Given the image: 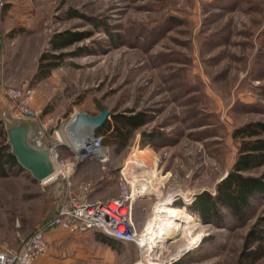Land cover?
I'll list each match as a JSON object with an SVG mask.
<instances>
[{
	"label": "rangeland",
	"instance_id": "rangeland-1",
	"mask_svg": "<svg viewBox=\"0 0 264 264\" xmlns=\"http://www.w3.org/2000/svg\"><path fill=\"white\" fill-rule=\"evenodd\" d=\"M0 11V146L8 144L7 113L21 116L6 94L10 87L32 88L43 142L71 143L68 126L79 111L95 117L106 107L109 119L142 113L145 123L123 148L96 128L104 151L76 162L71 176L94 182L92 196L102 198L116 197L121 181L143 178L146 186L133 203L142 238L162 200L190 207L202 192L214 194L242 141L255 139L235 137V129L264 124V0H7ZM60 32L85 37L53 50L51 39ZM44 53L64 55L53 58L58 66L42 77ZM89 133L82 128L78 137ZM138 148L146 150L139 153L146 162L134 157ZM60 153L74 160L66 145ZM246 174L264 177V164ZM55 205L53 183L41 184L20 164H7L0 174V243L17 245ZM219 210L222 217L210 219L186 210L152 254L143 239L120 242L112 264H173L182 255L186 264H236L254 228L262 229L264 246V193L252 199L244 218L225 206ZM184 222L191 231H183ZM90 240L85 251L78 248L80 255L74 251L76 264H84L89 251L102 260L110 249ZM252 264H264V254Z\"/></svg>",
	"mask_w": 264,
	"mask_h": 264
},
{
	"label": "built area",
	"instance_id": "built-area-1",
	"mask_svg": "<svg viewBox=\"0 0 264 264\" xmlns=\"http://www.w3.org/2000/svg\"><path fill=\"white\" fill-rule=\"evenodd\" d=\"M7 0H0V8ZM6 94L13 101L16 110L23 117L33 119L38 126L39 110L32 105L33 92L28 84L19 88L10 87ZM96 147L104 151V136L93 134ZM49 144L50 158L54 173L40 181L41 184L53 183L56 191V205L53 214L37 224L35 229L21 239L18 246L0 243V264H35L36 259L48 253L51 242L47 233L52 229H62L69 233H88L100 230L106 235L122 240L139 243L142 235L133 220V203L142 193L141 185L131 181H121L120 192L116 197H93L95 184L92 181H71L76 162L82 161L79 153L70 142L57 143L56 139L44 142ZM66 145L74 153L70 161L61 156L60 147ZM88 156V155H86Z\"/></svg>",
	"mask_w": 264,
	"mask_h": 264
},
{
	"label": "trees",
	"instance_id": "trees-1",
	"mask_svg": "<svg viewBox=\"0 0 264 264\" xmlns=\"http://www.w3.org/2000/svg\"><path fill=\"white\" fill-rule=\"evenodd\" d=\"M84 37L85 35L81 33H57L51 39V48L61 50ZM63 55L64 53H44L41 56L40 75L42 77L48 75L51 69L59 64V61L57 62L53 58H60ZM0 123H2L1 120ZM144 123L145 119L142 113L130 115L116 113L110 119H106L98 127L97 132L109 134L112 140L116 141L120 148H123L134 131L142 127ZM235 130L233 133L235 137L255 139L242 141L240 153L232 169L217 183L214 194L209 191L202 192L190 207L183 204L176 205L185 207L192 217L197 213L201 215L202 219H210L213 216L222 217L219 208L225 206L231 210L233 216L244 218L252 205V199L264 193V177L246 174L254 167L264 164V138L258 137L264 130V124L250 122ZM7 164L11 167L19 165L16 156L10 150L9 143L0 146V174L5 172ZM262 241V229H251L245 238L243 250L236 264H252L260 258L264 254ZM186 262V258L182 255L173 264H186Z\"/></svg>",
	"mask_w": 264,
	"mask_h": 264
},
{
	"label": "water",
	"instance_id": "water-1",
	"mask_svg": "<svg viewBox=\"0 0 264 264\" xmlns=\"http://www.w3.org/2000/svg\"><path fill=\"white\" fill-rule=\"evenodd\" d=\"M110 113L106 107H103L102 112L95 117L79 111L78 127L94 131L106 121ZM5 127L11 152L16 156L19 164L30 171L39 182L51 176L54 168L50 158L49 144L37 141V123L28 117L12 115L5 120Z\"/></svg>",
	"mask_w": 264,
	"mask_h": 264
},
{
	"label": "bare ground",
	"instance_id": "bare-ground-1",
	"mask_svg": "<svg viewBox=\"0 0 264 264\" xmlns=\"http://www.w3.org/2000/svg\"><path fill=\"white\" fill-rule=\"evenodd\" d=\"M71 123L72 124H69L68 126L69 127L68 132L72 139L71 143L73 145V148L79 153L80 159L82 160L83 156H85L84 159L88 157L96 156L98 152L100 151V147H96L97 144L94 143L95 139L92 133L93 131L91 129H88L90 130V133L85 135L82 138H79L78 135L82 128L80 126L78 127L77 120H72ZM74 125H77V128L79 130H76L73 127ZM36 139L39 143H44L42 139L40 138L38 127H37V138ZM56 142L60 143L58 141ZM139 153H146V150L142 148H138L135 151V155H134L137 161L138 160L144 161L143 158L139 157L140 156ZM150 167L151 166L149 165L147 166V168H144V169L140 168L141 169L140 173L150 171ZM144 174H147V173H144ZM138 184L141 186H146V181H144L143 178H140ZM149 188H150V191L154 192V188H155L154 185H151V187ZM157 209H158L159 214L156 215L154 218L152 217V219L149 220L148 228H147L148 229L147 236L142 238L143 243H141L142 244L141 246H143L145 250L148 251V254H152V252L156 249V247L161 244L160 235L168 232L169 230H171L172 226H174L175 222L173 221V219H178V220L183 219L186 213L185 207H179V206L172 204L170 199L162 200L159 203ZM184 223L185 225L183 227V231H191L192 230L191 224L188 222H184Z\"/></svg>",
	"mask_w": 264,
	"mask_h": 264
},
{
	"label": "crops",
	"instance_id": "crops-1",
	"mask_svg": "<svg viewBox=\"0 0 264 264\" xmlns=\"http://www.w3.org/2000/svg\"><path fill=\"white\" fill-rule=\"evenodd\" d=\"M0 22H1V19H0ZM2 35H3V32L0 29V46L3 41ZM1 78L2 77L0 76V80ZM2 98H5V96H4L3 88L0 83V101H2ZM8 115L7 117H9ZM16 166L18 165H15L13 167H16ZM47 237L49 238L51 242L50 250L48 251L47 254L38 257L36 259L35 264H76L77 262L74 258L75 257L74 251H76V253L80 255L81 252H80V249L78 248H82V250L85 251V246L88 243V241H91L90 240L91 238H94L95 242L105 243L106 245L110 247V249L104 250L103 254L105 256L102 260L93 259L94 256L89 251L88 255H86V260L82 262L84 264H112L111 257L113 256L115 249L120 248L119 247L120 242H123L122 240L106 235L100 230H93L88 233H69L66 230L57 228V229H52L51 231H49L47 233ZM21 239L18 242V244L14 246H18L21 242ZM62 249L66 251L64 258H60L62 257L61 254H63V252H61Z\"/></svg>",
	"mask_w": 264,
	"mask_h": 264
}]
</instances>
